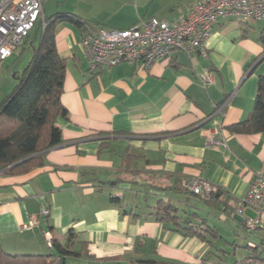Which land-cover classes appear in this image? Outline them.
<instances>
[{
  "label": "crops",
  "instance_id": "crops-1",
  "mask_svg": "<svg viewBox=\"0 0 264 264\" xmlns=\"http://www.w3.org/2000/svg\"><path fill=\"white\" fill-rule=\"evenodd\" d=\"M194 1L42 0L45 18L69 12L97 29L127 28L140 17L172 22ZM258 23L255 30L246 19L221 18L208 39L207 57L175 49L149 67L123 62L92 71L82 46L84 29L57 22L56 46L67 58L61 99L68 113L56 118L64 141L45 151L42 166L16 175L0 172L3 248L50 253L54 247L45 232L64 245L72 229L80 254L67 256L65 264L264 263L262 254L239 257L230 249L240 246L239 237L264 232V226L246 230L247 213L254 211L240 204L255 175H264V132L227 128L254 108L264 73V23ZM207 66L215 79L205 87L198 73ZM209 138L227 146L209 145ZM196 176L222 194L208 202L182 188L183 180ZM160 199L176 205L183 217L196 212L210 230L200 237L159 220ZM43 205L50 214L22 229Z\"/></svg>",
  "mask_w": 264,
  "mask_h": 264
},
{
  "label": "built area",
  "instance_id": "built-area-1",
  "mask_svg": "<svg viewBox=\"0 0 264 264\" xmlns=\"http://www.w3.org/2000/svg\"><path fill=\"white\" fill-rule=\"evenodd\" d=\"M240 17L248 21L264 23V0H195L179 19L168 22L157 17H140L127 28H95L84 30L82 46L92 71L109 68L123 62L142 61L146 67L169 58L175 49L187 54L198 52L207 57V42L221 18ZM40 21L45 28L42 0H0V65L10 58L17 46L23 43ZM205 87L214 82V70L207 66L198 73ZM209 145L227 146L225 141L208 139ZM195 194L207 196L217 187L208 180L196 176L184 182ZM251 208L255 217L246 218V227L264 226V175L259 172L250 184L246 197L240 203ZM50 214L48 206L32 213L22 229L39 225L40 217ZM48 245L54 244L50 231L45 232ZM264 264V263H262Z\"/></svg>",
  "mask_w": 264,
  "mask_h": 264
},
{
  "label": "trees",
  "instance_id": "trees-1",
  "mask_svg": "<svg viewBox=\"0 0 264 264\" xmlns=\"http://www.w3.org/2000/svg\"><path fill=\"white\" fill-rule=\"evenodd\" d=\"M46 19V26H39L42 31L38 46H33L32 55L19 82L13 90L0 101V172L16 175L29 172L42 166L45 151L63 143L60 128L56 125L59 115L67 116V109L62 103L67 58L60 55L55 40V24L72 22L86 29L90 25L76 14L59 12ZM39 34L36 33V37ZM31 38V35L28 37ZM32 42V41H31ZM232 133L254 134L264 132V73L258 77V89L254 108L250 117L227 126ZM187 192L205 201H213L222 193L217 188L207 196L195 194L184 184ZM115 198V197H114ZM156 215L159 220H170L181 226L186 234L204 237L203 230H210L205 220H196V212L183 217L177 213L178 207L158 201ZM76 233L70 229L64 245L53 244L50 253L12 254L7 252L0 241V264H65L69 255L80 254L74 249ZM143 264H163L162 261L139 260Z\"/></svg>",
  "mask_w": 264,
  "mask_h": 264
},
{
  "label": "rangeland",
  "instance_id": "rangeland-1",
  "mask_svg": "<svg viewBox=\"0 0 264 264\" xmlns=\"http://www.w3.org/2000/svg\"><path fill=\"white\" fill-rule=\"evenodd\" d=\"M41 19L36 23L35 28L31 32V41H29V38H27L23 43H20L17 46V49L14 51V54L8 58L7 60H4L0 65V101H3V99L13 90V88L16 86V84L19 82V77L22 75L24 68L26 67L27 63L30 60V57L32 55L33 46H38L40 41V35L42 33L41 29L39 30V35L36 37V29L40 26ZM254 23L255 30H258L261 26L258 21H250ZM261 22V21H260ZM253 26L250 25L249 28H252ZM27 41H29L27 43ZM145 187V186H143ZM145 199L149 200V198H138L137 201H145ZM184 207H189L187 204H185ZM250 215H249V214ZM247 218L248 217H255V214L251 211H248ZM246 230L248 232H251V229H248L246 227ZM258 232V231H254ZM252 237L250 238H243L239 237L237 243L240 245L237 248H234L233 246L230 247L232 253L235 251L236 255L241 257L245 256L247 252H250L249 254H262L264 257V232L263 233H252ZM263 239V243L261 240ZM249 245V247H248ZM254 248H259L258 251ZM247 251V252H246Z\"/></svg>",
  "mask_w": 264,
  "mask_h": 264
}]
</instances>
